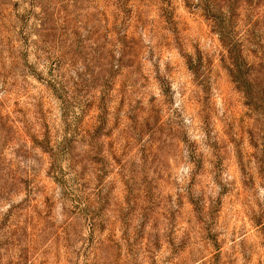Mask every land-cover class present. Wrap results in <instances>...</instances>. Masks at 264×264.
<instances>
[{"label":"rangeland","instance_id":"374dc122","mask_svg":"<svg viewBox=\"0 0 264 264\" xmlns=\"http://www.w3.org/2000/svg\"><path fill=\"white\" fill-rule=\"evenodd\" d=\"M0 264H264V0H0Z\"/></svg>","mask_w":264,"mask_h":264}]
</instances>
